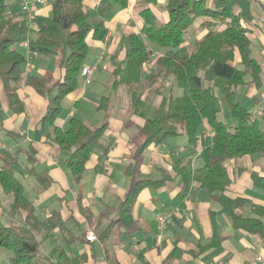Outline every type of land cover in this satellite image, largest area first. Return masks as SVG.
I'll return each instance as SVG.
<instances>
[{"label": "trees", "instance_id": "obj_1", "mask_svg": "<svg viewBox=\"0 0 264 264\" xmlns=\"http://www.w3.org/2000/svg\"><path fill=\"white\" fill-rule=\"evenodd\" d=\"M85 1L51 0L49 16L33 17L37 29L29 39L28 21L10 11L9 0H0V78L9 107L15 112L24 110L18 94L21 86H30L47 98L48 109L41 119L43 135L59 149L70 152L67 165L72 180L77 183L83 179L91 155L104 147L101 139L107 125L92 128L77 116L70 118L67 128L59 126L56 121L64 113L65 97L79 85L90 50L88 37L105 39L109 32L106 23L115 7H126L129 2L98 0L91 9L87 8ZM254 2L168 0L169 19L162 24L157 22L150 8L141 11L144 19L142 31L128 35L126 56L113 71L114 86L132 87L130 104L133 113L142 112L148 92L153 88L161 95L170 79H173L174 87H169L168 95H162L160 103L146 116L133 138L134 142L137 139L139 142L133 153L135 163H131L128 169L132 184L119 207V218L128 228L135 225L131 211L138 194L144 188L160 184L150 178L137 180L138 157L150 144L186 135L191 146L199 142L203 148H208V160L195 168L189 162L176 167L185 190L197 184L216 198L236 228L264 238V222L259 217L264 215V206H253L259 216L245 217L237 208L249 203V199L226 194L233 182L227 162L244 155L264 154V117L249 111L237 100L238 87L248 84L262 86L261 65L249 52L251 40L246 26L253 22ZM198 18L205 32L191 40L188 29ZM28 39L31 45L62 53V79L52 83L49 76H24L27 58L18 47ZM217 93L229 108L234 120L232 125L219 119L222 105ZM108 99L103 97L101 106H106L104 101ZM106 155L107 149L101 158ZM19 156L20 150L13 152L0 148V188L12 196V208L24 217L22 223H17L0 216V247L14 252L11 257L14 264H55L41 254L39 234L47 236L54 227L62 228L60 221L55 214L41 217L37 213L25 184L16 174L36 176L43 188L52 180L45 170L38 172L34 167L36 159L32 145L27 155V162L32 166L24 164ZM254 182L264 189V177L254 174Z\"/></svg>", "mask_w": 264, "mask_h": 264}, {"label": "crops", "instance_id": "obj_2", "mask_svg": "<svg viewBox=\"0 0 264 264\" xmlns=\"http://www.w3.org/2000/svg\"><path fill=\"white\" fill-rule=\"evenodd\" d=\"M167 1L129 0L126 7L116 6L106 23L109 29L106 38L95 40L89 36L87 39L89 51L95 55V60L88 61L87 58L85 63V66L93 67L90 77L101 63H105L104 68L114 77L113 71L126 56L128 35L142 31L141 11L150 8L159 24L166 23L169 19ZM97 2L86 0L85 4L92 9ZM9 4L15 16L28 21L29 39L37 29L33 17L49 16L52 11L51 0L44 4L34 0H9ZM25 4L29 11L23 10ZM252 9L254 19L247 24L251 40L249 52L261 65L262 86L248 84L241 94L242 100H249L254 107L252 112L257 114L264 105V0H255ZM194 24L195 29L187 33L192 35L191 40L205 32L200 26V18ZM29 39L19 44L27 58L24 76H49L52 83L62 79V53L31 45ZM80 79H83L82 85ZM80 79L77 89L65 97L64 113L57 119V124L67 128L70 118L77 116L92 128L103 123L107 129L101 139L104 147L91 155L84 177L77 183L72 180L67 165L70 152L59 149L43 135L41 119L48 109L47 98L30 86H21L18 94L24 110L15 112L9 107L0 78V139L4 136V143L16 146L15 151L20 150V160L28 166H32L27 162L32 145L36 159L34 167L38 172L45 170L52 180L43 188L36 176L23 175L33 177L24 182L27 194L41 216L55 214L62 226L54 227L47 236L42 235L41 254L55 264H248L258 256L262 259L257 264H264L263 237L236 228L226 210L208 191L197 184L185 190L181 184L177 166L189 162L195 168L208 160V148H203L199 142L191 146L187 139L185 145L174 146V142L165 144L164 141L147 146L137 159L136 178H150L160 184L144 188L138 194L131 211L135 222L133 228L120 220V203L132 184L128 169L135 163L133 153L139 142L138 139L134 142L133 138L156 104L150 111L143 108L141 113H133L131 93H114V96L90 93L86 85L91 84L92 79L87 83L82 74ZM122 88L127 91L132 87L118 86V89ZM103 97H109L104 101L106 106H101ZM88 121L97 126L93 127ZM204 133L207 134V130ZM106 149L107 155L101 158ZM62 154H66L65 157ZM227 167L233 182L226 194L249 199V203L237 211L245 217L259 216L253 206H264V189L255 184L254 174L264 177V154L236 157L227 162ZM164 212L169 217L166 225L161 227L158 215ZM259 217L264 222V215ZM89 228L97 234L98 239L94 242L85 237ZM43 241L49 244H43Z\"/></svg>", "mask_w": 264, "mask_h": 264}, {"label": "rangeland", "instance_id": "obj_3", "mask_svg": "<svg viewBox=\"0 0 264 264\" xmlns=\"http://www.w3.org/2000/svg\"><path fill=\"white\" fill-rule=\"evenodd\" d=\"M195 24H193L189 29H188V34L191 33V31H193V29H195L194 27ZM247 26V24H246ZM127 45V43H126ZM19 50L21 49V47H18ZM22 50V49H21ZM95 56L91 51H89V55H88V61L89 60H95ZM105 63H101L99 66L98 70H95L92 75H91V79L92 82L89 85H86L88 91L90 93H103L104 95H113L114 93H130L129 91H131V89H127L124 90V88L122 89H118V86H114V77L112 76L111 73H108L106 71V69L104 68ZM240 68H243L242 65H239ZM149 69V66H148ZM173 79H170L167 82V87L166 89H168L169 87H174L173 85ZM83 84V79H80V85ZM245 89V86H240L237 88V100H239L242 105L244 107H246L249 111H253L254 107L252 105V103L249 100H242V91ZM166 92V91H165ZM181 92V90H180ZM106 93V94H105ZM149 95L147 96V100H146V104L144 107V111H150L151 108L155 107L160 103L161 99H162V94L168 95L169 93H161V95L157 94L155 92V89L153 88L152 90H150ZM177 94V93H176ZM180 94V93H179ZM220 96V93H217ZM221 105H222V111L219 114V119L221 121H223L224 123L230 124L232 125L234 123V120L230 114L229 108L226 105V103L224 102V100L221 98ZM154 110V109H153ZM152 110V111H153ZM88 124H91L93 127H96L97 125H94V123L88 121ZM103 123H100L98 126H100ZM187 136L186 135H180L177 137H171L168 138L166 140L165 144H169L174 142V146H179L182 144H187ZM5 142L4 136H1L0 139V148H11L9 150H16V146H13L12 144L8 145ZM164 145V144H163ZM67 153V152H66ZM66 154H62L63 157H65ZM208 154H206L207 156ZM22 156V155H21ZM17 177L25 184L24 180L26 179V181H28V178L32 179L30 176H27L26 178L23 177V175L21 174H16ZM139 177V176H138ZM140 178V177H139ZM74 186H77L76 184ZM30 192H33L32 189H29ZM12 196L8 193H5L1 188H0V216H2L3 218H7L9 219V221H14L17 223H22L23 222V218H22V214L21 212L15 210L14 208H12ZM37 213H39L38 209H37ZM39 215L41 216V214L39 213ZM42 217V216H41ZM44 232V230H43ZM42 233V232H41ZM42 234H39V238L42 239ZM43 244H49L47 243V241H43ZM52 246V244H51ZM43 250V247H42ZM43 252V251H42ZM14 255V252L12 250L9 249H5V248H1L0 247V264H14L11 260V257Z\"/></svg>", "mask_w": 264, "mask_h": 264}, {"label": "built area", "instance_id": "obj_4", "mask_svg": "<svg viewBox=\"0 0 264 264\" xmlns=\"http://www.w3.org/2000/svg\"><path fill=\"white\" fill-rule=\"evenodd\" d=\"M48 1L50 0H34V2L37 4H44ZM23 10L29 11V6L27 4L23 5ZM92 70H93V67H89V66H84L82 69L81 74L85 77L87 83L91 82L90 74ZM263 114H264V105L261 109L257 111V115L263 116ZM168 217H169V214L167 212L160 213L158 215V222L161 227H164L166 225ZM85 237L89 242H94L98 239L97 234L90 228L85 231ZM261 259L262 257L258 256L255 260L250 261L248 264H257V262L260 261Z\"/></svg>", "mask_w": 264, "mask_h": 264}]
</instances>
